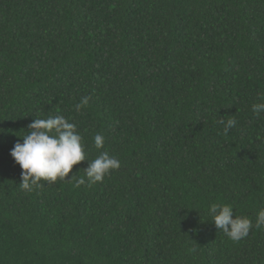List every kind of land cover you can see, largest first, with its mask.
Wrapping results in <instances>:
<instances>
[{"label": "trees", "instance_id": "trees-1", "mask_svg": "<svg viewBox=\"0 0 264 264\" xmlns=\"http://www.w3.org/2000/svg\"><path fill=\"white\" fill-rule=\"evenodd\" d=\"M262 97L264 0H0V264H264L208 214L264 209ZM56 114L121 167L26 193L10 151Z\"/></svg>", "mask_w": 264, "mask_h": 264}, {"label": "clouds", "instance_id": "clouds-1", "mask_svg": "<svg viewBox=\"0 0 264 264\" xmlns=\"http://www.w3.org/2000/svg\"><path fill=\"white\" fill-rule=\"evenodd\" d=\"M89 103L84 97L75 104L80 111ZM251 111L259 117L264 113V97L251 106ZM219 124L224 125V133L233 128L237 121L232 118L225 121L221 118ZM4 130L0 129V134ZM17 135V133H16ZM18 140L10 151L11 157L20 166L21 182L19 187L26 193H32L44 185L41 182L72 180L73 167L87 161L84 176L76 178L75 186L91 187L102 183L104 178L121 167L118 157L110 155L107 150L100 151L95 159L89 160L82 135L77 125L63 115H50L47 118H35L27 126V131L18 135ZM94 146L97 150L105 148V138L101 134L94 136ZM73 173L70 179L69 174ZM233 206L224 202L211 203L208 214L212 217L215 227L222 231L233 242L248 237L250 231L264 228V209L256 214L255 223L246 216L235 215Z\"/></svg>", "mask_w": 264, "mask_h": 264}]
</instances>
